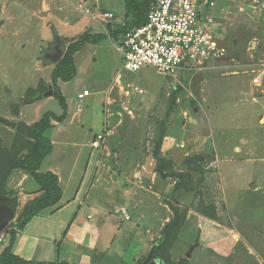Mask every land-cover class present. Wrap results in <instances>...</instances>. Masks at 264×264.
<instances>
[{"label":"rangeland","instance_id":"1","mask_svg":"<svg viewBox=\"0 0 264 264\" xmlns=\"http://www.w3.org/2000/svg\"><path fill=\"white\" fill-rule=\"evenodd\" d=\"M104 1L117 8L118 13L125 8L123 0ZM75 2L70 0L60 11L57 7L43 9L41 0H1L0 18L14 14L18 20L25 15L39 20L53 13V22L59 31L77 36L83 30L77 28L75 19L71 20L69 32L65 31L67 27L63 23L65 15L66 19L71 14L79 15L74 9ZM215 2L210 12L212 26L219 42L227 49L226 55L215 62H205L202 68L181 69L176 78L161 75L152 68L130 73L123 69L118 54L107 47L106 58L101 59L98 53L93 63L80 70V77L62 82L67 102L73 104L70 97L67 98L73 93L75 106L78 105L77 90L83 89L84 81L90 84L101 71L109 74L115 69L122 73L123 81L142 87L146 93L137 96L141 100L133 103L134 109L132 104L131 109L121 105L118 107L121 114L107 117V120L112 118L111 147L109 153L101 157L108 159V163L113 162L116 174L122 171L126 175L131 170L134 173L142 164L157 172L154 151L160 142V156L169 162L164 170L167 175L175 174V177H167L169 186L159 191V202L165 205H162L163 211L152 217V222L157 218L158 221L150 227L148 249L142 257H134L124 264H142L162 240L164 226L172 221L178 224L177 231L170 243H160L162 248L154 257L157 264H264V193H254L253 187L258 184L263 162L242 165L237 160L226 166L223 160L224 153L231 151L240 138L249 139L252 144L260 142V150L264 148V127L258 123L264 82L257 86L253 81L256 71L264 73V0ZM203 19L206 21V14ZM13 24L19 26L20 23L8 21L6 28H13ZM42 34L46 35L45 29ZM104 40L106 38L97 46L108 44ZM10 41L13 40L0 36V157L7 158L15 155L19 142H22L21 153L28 151L23 147L25 141H30L24 128L30 125L24 118L31 110L28 99L52 83L50 69L40 70L33 61L20 58L33 56V44L22 42L14 53L8 49ZM156 84L160 87L152 92ZM35 101L37 99L31 103ZM48 102V110L63 109L55 97ZM80 104L85 111H97L87 100ZM83 121L91 120L87 117ZM106 141L104 144L108 145ZM176 149L187 160L174 161L172 153ZM69 152L68 156L74 155L73 150ZM217 155L222 163L217 161ZM141 177L137 176L138 181ZM13 195L17 200L21 198L16 191ZM156 202L152 198L148 200L154 206ZM13 222L4 229L8 234L7 239L0 242V253L8 244Z\"/></svg>","mask_w":264,"mask_h":264},{"label":"crops","instance_id":"2","mask_svg":"<svg viewBox=\"0 0 264 264\" xmlns=\"http://www.w3.org/2000/svg\"><path fill=\"white\" fill-rule=\"evenodd\" d=\"M69 1L41 0L40 4H42L43 9L57 7L61 11ZM77 1L74 9L79 12L80 16L75 15L78 19L75 18L74 14H71V17L68 16L67 19L65 15L63 19V23L67 27L66 32H69L71 20H76L77 28L83 30L82 34L77 36H68L59 31L53 22V13L42 19L39 18V20L31 15H23L24 17L18 20L19 18H16L14 14L0 18L2 21L0 22V36L13 40L10 41L8 49L16 53L19 48L18 45H22V42H25L26 45L33 44V56L30 54L24 58L20 56V58L24 61H33L36 68L40 70L50 69L51 82L53 70L59 62L52 63L47 54L53 51L58 40L63 42L62 47L66 53L71 42L88 32L105 35L106 40L104 41H108V44L97 46L98 43H86L82 49L74 54L77 76L80 75V70L88 67L91 62L93 63L98 53L101 59L106 58L107 47L112 48L118 54L123 67V58L118 49L123 36L114 38L111 33L117 26L125 24V8L121 13H118L117 8L108 5L109 2L87 0L90 13L85 14L76 9ZM123 1L125 7V0ZM105 12H113L116 19L106 21L102 16ZM8 21H17L20 24L19 26L13 24V28L8 29L6 28ZM27 27L30 29L28 30ZM44 29L46 35L42 34ZM11 47L14 48L11 49ZM209 66L210 64L207 68ZM144 69L150 70L151 68L144 67L141 70ZM113 71L109 74L101 71L98 76L90 81L91 85L84 81L83 89L77 90L78 105L75 106L74 94L72 93L67 97H70L73 103L70 105L67 102L69 106L68 117L62 123L52 121L54 127L48 131L49 134L47 132L53 144V151L43 160L40 170L58 175L63 196L56 205L43 209L33 217L23 230L17 231L13 250L28 260L46 263L56 262L58 264H124V261L131 262L134 260V257H142L148 249L149 238L151 237L150 227L158 221V218H153L152 222V217L158 215L165 205L159 202V191L169 186L168 178H163L158 171H150L145 164L135 168L134 173L131 170L126 175H123L122 171L116 174L112 169L113 162L109 161L108 163V159L101 157L105 152L109 153L111 135L106 137L108 145L105 144L102 153L91 147V142L97 134L111 126L112 118L107 120V117H113L114 113L121 114L118 109L121 105L131 109L129 105L132 104L134 109L133 103H139L141 100L137 96L146 93L144 89L143 94L135 93L133 87L137 84L126 83L123 81L122 73ZM79 81L81 82V78ZM62 82L61 79L58 80V85L63 92ZM159 87L158 84L154 85L152 92H157ZM84 90H89V95L81 99L78 94ZM53 97L44 96L33 103H29L31 110H29L28 116L24 117L28 124H34L48 111L54 112L58 116L63 114V109H57L56 112L46 109L49 105L48 101ZM260 98L263 106L258 117V123L264 127L262 122L264 118V89ZM260 98L257 97V101H260ZM86 100L88 103H92V107L95 106L97 111L93 109L91 113L85 111L80 103ZM254 101H256L255 98ZM44 110L47 111L44 112ZM87 117L88 121H91L84 123L83 119L86 120ZM250 142L249 139L247 141L245 138H240L233 144L232 150L223 155L226 166L228 163L237 162V160V163H242V165L263 162L262 165L264 166V148L261 151L260 142L253 144ZM256 148L260 151H255ZM70 149L73 150V156L72 153L71 156H68ZM234 151L238 153L237 156L233 155L235 154ZM185 158L187 157L185 156ZM217 161L222 163L218 155ZM238 169L240 172V168ZM137 176H142L141 180L138 181ZM257 183L253 186L254 193L260 195V193H264V167L261 168ZM6 186L8 190H14L21 196L17 205L19 213L28 201L40 194L39 185L26 171L21 169H15L11 173ZM155 188L157 191L154 190ZM19 195L18 197H20ZM151 198L152 201H158L155 206L148 203ZM122 209H126L131 216L129 220L125 219L121 212ZM163 217L165 218V215ZM108 230H112V232Z\"/></svg>","mask_w":264,"mask_h":264},{"label":"built area","instance_id":"3","mask_svg":"<svg viewBox=\"0 0 264 264\" xmlns=\"http://www.w3.org/2000/svg\"><path fill=\"white\" fill-rule=\"evenodd\" d=\"M215 0H157L151 4L147 22L132 28L123 37L118 49L123 58V68L131 73L144 67L157 70L165 76L177 77L181 69L205 67V62L216 61L227 53L219 42L212 26L211 10ZM76 9L89 14L87 0H78ZM206 14V21L203 19ZM106 21H113V12L102 14ZM187 62H191L188 65ZM203 67V68H204ZM264 73L259 70L253 78L254 84L261 86ZM133 91L143 94L144 90L134 86ZM89 90L78 94L83 99ZM111 127V126H110ZM109 126L92 140L91 147L99 153L105 148L106 137L112 132ZM125 219L131 216L126 209L121 210ZM7 231H0V242L7 238Z\"/></svg>","mask_w":264,"mask_h":264},{"label":"trees","instance_id":"4","mask_svg":"<svg viewBox=\"0 0 264 264\" xmlns=\"http://www.w3.org/2000/svg\"><path fill=\"white\" fill-rule=\"evenodd\" d=\"M155 1L157 0H125V24L117 26L111 35L114 38H118L121 35L124 37L132 28L145 24L151 4ZM103 38H105L103 34H92L88 32L69 44L63 59L53 70L52 83L47 85L42 92L38 91L35 93V96L32 95L27 102L31 103L33 100L44 97L49 86L52 85L54 89L53 96L60 102L64 110L63 114L58 116L54 112L48 111L34 124L24 125V128L29 133L30 141H25L26 144L23 147L28 148V151L22 154V142H19L18 144L20 146L17 145L16 150H14L15 155L8 158L4 156L0 157V192L2 194L14 196V190H8L6 185L9 176L15 169L26 171L39 185L40 192L38 196L25 204L11 225L8 244H5V247L0 253V264H58L56 262L46 263L43 261L28 260L14 252L13 244L18 230H23L33 217L38 215L43 209L56 205L62 199L63 189L61 188L58 175L53 172H42L40 170L43 160L53 151L52 141L47 135V132L54 127L52 121L62 123L68 117L69 106L65 95L58 85V80L61 79L64 82H70L75 79L77 76V68L74 62V54L82 49L86 43H98ZM160 145L159 142L154 151V157L158 160L157 171L163 178H167L168 176L175 177V174L167 175L164 170L165 165L169 162L160 156V151L158 150V148L160 149ZM17 205L18 200L16 198L15 202L11 205L14 212L17 210ZM177 228L178 224L176 222H168L162 230L163 237L160 243L162 245L170 243V239L177 231ZM160 243L154 251V257L157 256L159 250L162 248Z\"/></svg>","mask_w":264,"mask_h":264},{"label":"water","instance_id":"5","mask_svg":"<svg viewBox=\"0 0 264 264\" xmlns=\"http://www.w3.org/2000/svg\"><path fill=\"white\" fill-rule=\"evenodd\" d=\"M63 42L58 40V42L54 45L53 51L47 54V57L51 60L52 63L60 62L64 55L65 50L63 49ZM201 78H199L198 87H200ZM197 86V84H196ZM54 89L53 86L50 85L48 91L45 93V96H53ZM186 160L185 156L181 153L179 149L173 151V160L178 162L179 160ZM16 198L14 196H10L7 194H2L0 192V231L4 230L8 225H10L14 218L15 212L12 208L13 202H15ZM157 246H154L152 250L149 252L147 258L142 262V264H157L154 261V251ZM191 253L188 254L190 256Z\"/></svg>","mask_w":264,"mask_h":264}]
</instances>
